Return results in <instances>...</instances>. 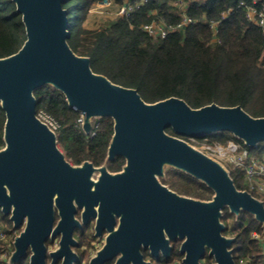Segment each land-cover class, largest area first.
I'll list each match as a JSON object with an SVG mask.
<instances>
[{
  "label": "water",
  "instance_id": "1",
  "mask_svg": "<svg viewBox=\"0 0 264 264\" xmlns=\"http://www.w3.org/2000/svg\"><path fill=\"white\" fill-rule=\"evenodd\" d=\"M64 0H14L27 38L15 53L0 57V105L5 111V145L0 149V209L14 229L9 264L29 258V264H74L75 228L97 217L96 235L108 230L103 246L89 264H152L141 246L154 257L170 258L171 240H181L182 264H237L235 237L224 233L225 207L232 214H252L264 226V201L239 189L229 169L218 159L180 137L231 132L248 147L264 141V116H254L240 104L216 102L193 107L170 96L148 102L134 87L113 82L95 72L89 56L69 45V12ZM50 84L79 110L86 134L94 119L109 116L114 133L108 160L122 155L123 171L110 173L106 164H73L59 147L57 133L36 114L34 91ZM172 127L178 135L166 128ZM166 166L182 170L213 190L211 199L178 194L159 176ZM100 171L98 179L94 172ZM120 217L115 228L116 218ZM58 220L56 222V217ZM56 222V223H55ZM59 237L47 253L46 241Z\"/></svg>",
  "mask_w": 264,
  "mask_h": 264
},
{
  "label": "trees",
  "instance_id": "2",
  "mask_svg": "<svg viewBox=\"0 0 264 264\" xmlns=\"http://www.w3.org/2000/svg\"><path fill=\"white\" fill-rule=\"evenodd\" d=\"M116 1L121 4L124 0ZM131 1L135 6L128 15H118L96 28L87 27L85 21L97 0L63 1L71 22L68 43L77 54L90 57L95 72L115 83L136 88L148 102L177 96L193 107L212 102L240 104L250 114L264 116V31L247 18L246 7L241 4L255 3L261 7L264 0H185L192 22L170 31L164 38L150 35L142 25L160 19L177 25L182 13L174 5L176 0ZM213 22L217 23L215 28ZM26 38L22 15L16 12L14 0H0V57L17 52ZM34 95L37 111L43 109L59 122L57 142L67 159L74 164L84 160L96 165L104 162L114 133L111 117L97 118L94 135H88L78 124L81 112L68 104L62 91L46 84L37 88ZM5 121V111L0 105V149L5 145ZM166 131L178 135L172 127ZM179 136L189 141V137ZM249 149L252 153H263L264 141ZM170 171L166 182L175 187ZM174 171L196 183L193 196L212 198L213 190L204 182ZM229 171L235 185L247 189L245 173L239 168ZM2 219L11 233L12 221L3 214ZM222 220L226 225L224 233L235 237L232 245L235 262L252 258L264 264L263 240L253 236L254 232L264 236L263 224L249 212L236 215L227 207ZM182 257L175 247L172 256L163 262L168 264ZM213 261L206 254L201 263Z\"/></svg>",
  "mask_w": 264,
  "mask_h": 264
},
{
  "label": "built area",
  "instance_id": "3",
  "mask_svg": "<svg viewBox=\"0 0 264 264\" xmlns=\"http://www.w3.org/2000/svg\"><path fill=\"white\" fill-rule=\"evenodd\" d=\"M145 1V0H144ZM256 2V0H254ZM246 7V15L249 20L258 24L264 31V5L261 7L255 3L244 4ZM182 13V20L177 25L168 24L164 20H154L150 23L142 25L150 35L154 37L164 38L167 34L176 29L182 28L192 22V18L187 15L188 3L185 0H176L174 3ZM135 4L131 0H124L119 9V15H128L134 8ZM213 27L217 23L213 22ZM37 116L47 123L51 129L57 131L59 122L48 112L43 109L36 111ZM96 119L93 121V126ZM78 124L83 125V117L78 119ZM89 135H94L92 130ZM189 142L209 154L210 156L220 160L225 159L234 168H239L245 173V181L250 192H255L256 197L264 198V152L252 153L249 147L233 134L222 131L221 134L211 133L189 137ZM221 161V160H220ZM222 162V161H221ZM223 163V162H222ZM224 164V163H223ZM8 223L0 217V260L9 264L10 255L14 249L12 238H9ZM255 238H261L264 243V237L257 232L253 233ZM14 240V239H13ZM239 264H256L252 258H241Z\"/></svg>",
  "mask_w": 264,
  "mask_h": 264
},
{
  "label": "flooded vegetation",
  "instance_id": "4",
  "mask_svg": "<svg viewBox=\"0 0 264 264\" xmlns=\"http://www.w3.org/2000/svg\"><path fill=\"white\" fill-rule=\"evenodd\" d=\"M107 158H108V149H107L106 158H105V160H104V162L102 164L96 165L92 161L91 162L96 167H100V166L106 164L107 170L110 173H119V172L123 171L124 166L126 165V162H127V160H126V158L124 156L115 155V157L113 159H110V160H108ZM84 161H86V160H84ZM84 161H82V162H84ZM88 161H90V160H88ZM81 163H79V164H81ZM167 167L169 168L168 170H166ZM169 170H171L170 172H171L172 179L175 180L174 182L172 181L175 184V187L171 186L168 182H166V179L169 176ZM172 170L173 171L174 170L180 171V172H182L184 174H187L190 177L196 179L194 176H192V175H190V174H188V173H186V172H184L182 170L176 169V168L171 167V166H166L165 170H164V175L163 176H159V180L161 181V183L165 184L166 186H168L170 189H172L173 191L177 192L178 194L189 196V197H195V196H193L192 192L195 190L196 183L194 181H192L191 179H188L187 176H184L183 174H180V173H178L176 171L173 172ZM99 175H101L100 171H95L94 172V178L95 179H98ZM177 185H179V186L182 185L185 188L184 189H180V188L177 187ZM82 210L83 209L78 208V211L76 213V217L81 221L82 225L80 227L75 228L74 231H73V237L77 241V245L76 246H72V248L77 254H78V252L76 251L77 249H80V247H83L84 245H90L91 242L93 240H95V239H102L103 242H105L106 236L108 234V230L105 229L102 235H100V236L96 235L95 225H96L97 217H93V216L89 217L88 222L85 224V223H83V220H82V212H83ZM115 218H116L115 228H117L118 225H119L120 217L118 215H116ZM57 220H58V216L56 217V222H57ZM92 223H93V232H89L87 230H88V227ZM57 238H59V237H57ZM57 238H55V239H57ZM55 239H52L50 236L47 239V241H46L47 253L50 252V251L48 252V242L49 241H54ZM170 245L173 248L172 251H171V256H172V253H173L175 247H177V249L179 250L180 245H181V240H171L170 241ZM141 253L143 255L144 260L145 261H150L152 264H165L163 261L167 260V259H165L163 257L161 251L159 253V257H154V256L151 255L150 249L149 248H144L143 246H141ZM48 259H49V262H51V257L50 256L47 257V262H48ZM115 261H116V257H114V259L106 262L105 264H114ZM60 262L61 261H59V263Z\"/></svg>",
  "mask_w": 264,
  "mask_h": 264
},
{
  "label": "rangeland",
  "instance_id": "5",
  "mask_svg": "<svg viewBox=\"0 0 264 264\" xmlns=\"http://www.w3.org/2000/svg\"><path fill=\"white\" fill-rule=\"evenodd\" d=\"M121 7V4H119L116 0H97V2L94 4L90 12L88 13L87 19L85 21V25L89 28H96L103 23H106L108 21L113 20L119 15V9ZM222 131L216 132V134H221ZM231 133V132H229ZM232 134V133H231ZM259 152H256L255 154H259ZM224 165L229 168H234L231 164H229L225 159H220ZM169 168L167 167L166 170ZM246 183V181H245ZM247 185V184H246ZM248 190V186H247ZM250 191V190H248ZM252 194L257 195L255 192H251ZM2 212L0 209V217L2 218ZM233 219H230L229 222H232ZM224 222V221H223ZM11 228V227H10ZM23 228L13 229L11 233H9V238H12L16 235H18ZM89 232H93V223L88 227ZM227 235V234H226ZM264 237V236H263ZM262 237V238H263ZM104 242L102 239H95L91 242L90 245H84L83 247H80V249H77L76 251L80 255L77 259V261L74 262V264H89V261L92 256H94L98 249H100L103 246ZM59 246V238L55 239L54 241L48 242V252L56 249ZM50 259V258H49ZM48 259V264L50 263ZM205 263V261H204ZM256 263V262H255ZM0 264H7L0 260ZM17 264H29V258H26L24 260H21ZM60 264V263H59ZM169 264H182V260L176 258L173 262ZM258 264V263H256Z\"/></svg>",
  "mask_w": 264,
  "mask_h": 264
}]
</instances>
